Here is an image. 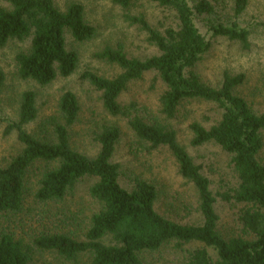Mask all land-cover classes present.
I'll list each match as a JSON object with an SVG mask.
<instances>
[{"label": "trees", "instance_id": "obj_1", "mask_svg": "<svg viewBox=\"0 0 264 264\" xmlns=\"http://www.w3.org/2000/svg\"><path fill=\"white\" fill-rule=\"evenodd\" d=\"M5 1L9 7L0 5V46L12 40L30 39L29 49L15 56L18 77L43 86L58 76L71 75L78 55L65 46V33L78 42L90 39L95 33L94 27L85 20L83 5L71 2L61 11L54 0ZM113 1L125 11L126 21L146 33V42L158 53L138 59L129 57L123 44L106 46L97 57L117 65L119 74L105 78L85 72L84 78L102 92L103 108L111 116L131 117L134 104L123 107L118 97L129 82L149 71H155L165 85L159 101L160 113L166 119L174 118L185 100L217 104L221 116L216 123L209 127L191 123V144L213 142L231 154L238 185L221 197L242 204L238 220L252 238H225L217 231L215 196L209 180L178 143L174 130L162 123H148L137 116L129 120L140 140L152 147L166 146L175 157L181 176L194 185L202 215L200 225L176 223L158 213L157 190L150 182L136 178L130 190L121 186L119 166L111 161L120 136L116 125L103 126L96 134L99 150L94 157L73 149L68 133L78 117L79 105L70 91L63 93L59 100L63 122L54 126V140L38 139L25 130V125L37 117L36 96L32 90L21 94L17 119L8 123L5 132L15 131L23 147L8 165L0 167V212L21 210L25 181L35 164H54L55 167L42 174L36 200H61L79 180L89 176L97 179L89 193L101 204V209L92 215L84 240L63 233L40 235L33 241L40 250L54 251L67 259L87 254L90 264H149L141 259L142 253L155 251L169 241H197L203 246L190 252L185 264H264V164L258 158L263 147L264 111L255 113L243 97L235 94V88L244 80L243 74L225 73L220 85L212 87L202 82L194 70L211 45L199 32L195 19L212 15V4L208 0H198L193 5L189 0H144L172 10L176 16L175 26L159 31L142 13H129V8L139 0ZM232 2L235 19L229 24L211 22L209 31L212 36L238 41L247 48L249 32L238 25L236 18L248 0ZM4 79L0 67V91ZM208 248L214 251V256ZM0 264H32L25 245L10 233H0Z\"/></svg>", "mask_w": 264, "mask_h": 264}, {"label": "rangeland", "instance_id": "obj_2", "mask_svg": "<svg viewBox=\"0 0 264 264\" xmlns=\"http://www.w3.org/2000/svg\"><path fill=\"white\" fill-rule=\"evenodd\" d=\"M198 0H189L195 4ZM214 9L212 15L197 16L195 23L208 41L210 48L195 65L194 70L205 84L218 87L223 75L243 74V82L234 90L243 97L255 113L264 111V0H248L247 6L236 22L248 30L249 46L244 48L238 41L221 36H212L211 22L229 24L233 16L232 0H208ZM64 11L71 2L81 3L84 17L94 29V35L83 42L75 41L66 32L65 46L74 50L78 62L74 72L67 77H56L47 85H39L34 80H22L17 75L15 56L29 49L30 39L12 40L0 46V67L4 72V84L0 91V167H5L21 151L23 144L15 131L6 134L9 122L15 121L21 94L32 90L36 96L37 117L25 125L31 136L41 140H54L53 129L62 123L59 100L66 91L72 92L79 105L75 123L69 128L70 144L73 149L89 157H94L99 144L96 134L103 126L116 125L120 132L115 151L111 158L119 166V183L130 190L136 178L153 184L157 190L155 209L173 222L200 225L202 215L196 188L179 173L178 164L166 146L152 147L140 140L131 129L129 120L137 116L146 122H159L174 130L178 143L185 148L192 160L200 167L201 173L209 180V188L215 196L214 209L218 216L217 231L225 238L252 235L244 231L238 220L242 204L222 199L221 194L231 192L238 185L237 174L231 164V154L219 145L207 142L193 146L190 125L193 122L209 127L221 116L217 104L204 100H185L172 119L160 113V96L165 85L155 71H149L137 80L128 83L119 95L121 106L134 104L130 116H111L102 105V92L97 90L83 74L92 72L105 78L119 74L120 68L97 57L106 46L123 44L129 57L144 59L158 53L147 43L146 33L137 25L124 18V10L113 0H54ZM0 5L8 8L5 0ZM129 13H142L149 24L159 31L167 26H175L177 19L172 10L162 8L144 0L137 1L129 8ZM263 147L258 154L264 164V129L261 131ZM55 167L54 164H35L28 172L24 202L19 212H0V233L6 232L25 245L32 264H90V256L79 255L67 259L54 251L38 249L33 241L40 235L63 233L78 240H84L93 214L101 209V204L91 197L89 190L97 181L85 176L58 201L41 202L35 192L42 174ZM197 241L177 243L169 241L155 251L142 253L141 259L149 264H185L189 253L202 247ZM214 256V251L208 248Z\"/></svg>", "mask_w": 264, "mask_h": 264}]
</instances>
